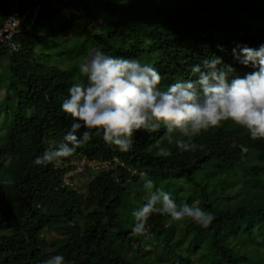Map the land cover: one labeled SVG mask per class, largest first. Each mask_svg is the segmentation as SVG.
Returning a JSON list of instances; mask_svg holds the SVG:
<instances>
[{
	"label": "trees",
	"instance_id": "1",
	"mask_svg": "<svg viewBox=\"0 0 264 264\" xmlns=\"http://www.w3.org/2000/svg\"><path fill=\"white\" fill-rule=\"evenodd\" d=\"M22 1L20 11L26 8ZM29 2L36 15L30 9L13 34L17 50L0 48L8 72L2 87L8 118L0 181L8 184L0 185V264H42L53 255H63L66 264H134L123 243L141 264H191L190 256L202 264H264V141H253L231 121L195 137L203 146L195 152H181L174 142L162 147L166 130L161 126L137 132L129 152L94 135L58 167L33 163L70 130L72 120L61 104L73 84L86 81L78 64L91 50L153 64L163 76L162 90L194 78L191 67L212 56L242 76L253 69L239 63L233 49L264 44V0ZM6 12L0 0V25ZM240 145L249 149L246 154ZM73 158L116 163L107 171H86L93 175L81 193L61 183ZM140 175L155 186L170 185L175 201H196L215 219L202 228L157 213L149 220L155 243L134 236L132 213L147 199L126 216L118 204ZM48 227L59 229L61 238L45 242L40 235Z\"/></svg>",
	"mask_w": 264,
	"mask_h": 264
},
{
	"label": "clouds",
	"instance_id": "2",
	"mask_svg": "<svg viewBox=\"0 0 264 264\" xmlns=\"http://www.w3.org/2000/svg\"><path fill=\"white\" fill-rule=\"evenodd\" d=\"M233 55L253 70L242 76L235 74L221 57L212 56L191 67L194 78L177 80L162 90L163 76L153 64L108 55L101 48L91 50L78 64L86 81L73 84L61 104V110L72 120L70 130L33 163L58 167L94 135H102L106 144L120 152H129L137 132H156L161 126L168 143L174 142L181 152L202 148L194 138L228 121L245 129L253 141H264V44L258 48L238 44ZM81 128L84 131L77 136ZM240 149L242 154L249 150L244 145ZM7 184V180L0 181V185ZM143 187L148 199L132 213V234L144 241L155 243L149 225L153 214L176 222L189 220L202 228H208L215 219L213 213L198 205L177 204L170 192L157 188L149 178L144 179ZM42 264H66V260L63 255H53Z\"/></svg>",
	"mask_w": 264,
	"mask_h": 264
},
{
	"label": "rangeland",
	"instance_id": "3",
	"mask_svg": "<svg viewBox=\"0 0 264 264\" xmlns=\"http://www.w3.org/2000/svg\"><path fill=\"white\" fill-rule=\"evenodd\" d=\"M88 3L89 4H92L91 3V0H88ZM22 4L26 6V8H24L23 10H26L30 7V5L32 3L29 2V0H23L22 1ZM23 7V6H22ZM22 9V8H21ZM43 44H46V42H43ZM6 63H7V60H6V57H3L0 59V147L2 146L3 144V128L7 122V118L4 114H3V102L5 101V97L3 95V92H2V87L4 86V84L7 82V77H8V72H7V68H6ZM169 143L167 141V137L164 136L160 139V145L162 147H165L167 146ZM82 159V158H80ZM80 159L78 158H73L71 161H72V164L79 161ZM93 175V173H86L84 172L83 174H79V175H75L71 182L73 184V189L77 190L78 192H81L83 193L85 191V186H86V183L88 182V180L91 178V176ZM143 181H144V177L142 175H140V179L137 183L135 184H131L129 183L127 185V196L126 199H122V204H118L119 207L122 206V208H120V214L122 213L124 216L126 215H129L130 213V208L131 207H134V205H138L140 204V201L141 200H145V199H148V193L147 191L144 189L143 187ZM157 188H161L163 190H169L170 193H172V188L170 185L166 184L164 185V182H158L157 185H156ZM185 196V193H180L179 194V197H184ZM130 200V202L127 200ZM128 201V202H127ZM177 204H183L184 202L183 201H179L178 200L176 201ZM192 204H195L197 205V202L196 201H192L190 203V205ZM133 205V206H131ZM118 210V212H119ZM176 222V221H175ZM190 222L189 220H185L183 222H180V223H188ZM114 234L111 233V236L112 238H115L113 236ZM179 234L178 233V237H179ZM40 237L45 241V242H51V241H54V240H57V239H60L61 238V235L59 233V229L55 228V227H48L46 229L43 230V232L41 233ZM121 248L123 250V252H125V254L133 261L134 264H141L140 260H139V255L135 254L134 253V250L132 247H130V245H127L126 243H123L121 245ZM149 258L152 257L151 254H148L147 255ZM190 260H191V264H202L196 256H190Z\"/></svg>",
	"mask_w": 264,
	"mask_h": 264
},
{
	"label": "built area",
	"instance_id": "4",
	"mask_svg": "<svg viewBox=\"0 0 264 264\" xmlns=\"http://www.w3.org/2000/svg\"><path fill=\"white\" fill-rule=\"evenodd\" d=\"M4 4L7 8L6 15L3 22L0 25V48L7 47L10 51L15 52L18 46L11 42L13 34H15L20 24L24 21L26 16L31 9L33 11V17L36 15V8H28L24 11L18 9L20 0H4ZM112 163H116L115 159L111 161H94L87 160L85 158L73 163V167L68 169L62 175V186L72 188L73 184L71 182L75 175L83 174L86 171L99 172L107 171L112 167Z\"/></svg>",
	"mask_w": 264,
	"mask_h": 264
}]
</instances>
